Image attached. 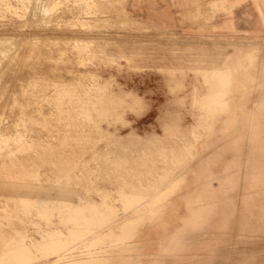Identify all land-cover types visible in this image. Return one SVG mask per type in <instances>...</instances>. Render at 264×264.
Listing matches in <instances>:
<instances>
[{
    "label": "rangeland",
    "instance_id": "1",
    "mask_svg": "<svg viewBox=\"0 0 264 264\" xmlns=\"http://www.w3.org/2000/svg\"><path fill=\"white\" fill-rule=\"evenodd\" d=\"M239 5L0 0V36L19 41L0 45V135L16 139L0 156V264H241L264 247L241 241L234 192L238 63L250 93L258 59L241 61Z\"/></svg>",
    "mask_w": 264,
    "mask_h": 264
},
{
    "label": "crops",
    "instance_id": "2",
    "mask_svg": "<svg viewBox=\"0 0 264 264\" xmlns=\"http://www.w3.org/2000/svg\"><path fill=\"white\" fill-rule=\"evenodd\" d=\"M214 2V1H213ZM212 2V7L214 6ZM199 7H202L199 4ZM247 8L243 18L246 35L241 43V61L257 56L252 92H245L243 81L251 69L241 63V241H264V0H241L235 7ZM233 9V10H234ZM252 143V144H251ZM216 240L227 237L223 227ZM244 238V239H243ZM223 259L219 260L222 263ZM241 264H264V247L257 252H241Z\"/></svg>",
    "mask_w": 264,
    "mask_h": 264
},
{
    "label": "bare ground",
    "instance_id": "3",
    "mask_svg": "<svg viewBox=\"0 0 264 264\" xmlns=\"http://www.w3.org/2000/svg\"><path fill=\"white\" fill-rule=\"evenodd\" d=\"M34 1V0H33ZM63 1V0H62ZM43 2V1H42ZM32 3V2H31ZM40 3V2H39ZM56 3V2H54ZM77 3V2H76ZM33 4V3H32ZM35 4V3H34ZM41 4V3H40ZM51 5V4H50ZM55 5V4H54ZM57 5V4H56ZM87 5V4H86ZM31 6V5H30ZM77 6V5H76ZM88 6V5H87ZM32 7V6H31ZM36 7V6H35ZM40 8V7H39ZM31 9V8H30ZM29 9V10H30ZM35 9V8H34ZM33 9V10H34ZM38 9V7H37ZM56 9V8H55ZM87 10V9H86ZM85 10V11H86ZM36 11V10H35ZM41 11L44 13V14H48L49 13V9L47 8L46 5H44V3L41 5ZM33 12V11H32ZM57 12V11H56ZM33 15V14H32ZM35 15V14H34ZM68 18V17H67ZM37 20V19H36ZM69 20V19H67ZM80 20H83V19H80ZM81 22V21H80ZM84 25H87V23H83ZM17 39L16 38H9V37H3V36H0V45H3L4 48L7 46V45H11V44H16L17 43ZM19 42V41H18ZM76 46H80L81 45V42L78 40L76 42H73ZM6 45V46H5ZM2 47V46H1ZM15 48V46H13ZM3 48V49H4ZM18 48V47H17ZM2 49V48H1ZM6 49V48H5ZM11 49V48H10ZM13 50V49H12ZM16 50V49H15ZM7 51V49H6ZM5 53V51H4ZM14 53V51H13ZM17 53V52H16ZM10 54V53H9ZM4 55V54H3ZM8 55V54H7ZM12 55V54H11ZM80 56V55H79ZM7 62V61H6ZM239 66L241 67V62L238 63ZM241 76V73L239 71V73H237V77L240 78ZM11 106V105H10ZM4 134V133H3ZM13 137V136H12ZM11 137V138H12ZM11 140L15 141L14 139H10V137H7L5 135H0V156H3V153L6 152L8 153L9 155L11 154L12 152V146H11ZM238 142H240V147H241V132L239 133V137H238ZM252 144V143H251ZM11 151V152H10ZM13 155V153H12ZM5 156V155H4ZM3 156V158H4ZM2 158V157H1ZM237 185L235 186L234 188V192L235 193H238V196H239V201H240V208H241V173L237 176ZM236 210H237V206L235 204V202H232L228 205L227 207V210H225L223 212V215L227 218V222L231 225L232 227V231H231V227H230V231L231 232H235L236 228L234 226V222H235V213H236ZM234 237L232 236V239Z\"/></svg>",
    "mask_w": 264,
    "mask_h": 264
}]
</instances>
